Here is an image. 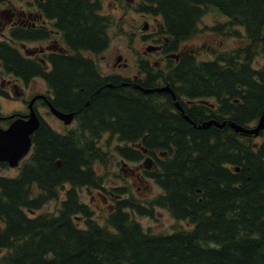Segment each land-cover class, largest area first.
Listing matches in <instances>:
<instances>
[{
	"label": "trees",
	"instance_id": "16d2710c",
	"mask_svg": "<svg viewBox=\"0 0 264 264\" xmlns=\"http://www.w3.org/2000/svg\"><path fill=\"white\" fill-rule=\"evenodd\" d=\"M54 1L68 51L49 55L52 69L14 45L45 36L33 30L10 28L0 39V61L6 73L24 81L41 77L54 93L53 105L72 112L78 125L59 134L41 123L18 174L0 175V264H264V139L252 143L228 126H193L166 92L145 94L116 79L113 89L105 88L107 80L86 53L107 46L109 16H97L91 0ZM127 6L160 17L165 52L199 33L208 11L227 19L210 30L241 36L236 28L242 27L245 44L215 48L209 59L185 53L165 72L141 62L148 77L138 83L152 88L163 77L177 96L215 98L212 111L180 102L196 125L209 119L245 125L264 116V0H137ZM257 57L262 62L254 66ZM113 137L121 142L113 148L120 157L154 158L156 169L142 172L161 192L141 200L125 187L108 190L103 195L113 204L101 224L79 189L103 188L95 165H106L109 153L101 145ZM0 167L8 165L0 161ZM51 200L59 202L55 213H36ZM156 208L188 227L152 233L134 218L153 216Z\"/></svg>",
	"mask_w": 264,
	"mask_h": 264
},
{
	"label": "rangeland",
	"instance_id": "374dc122",
	"mask_svg": "<svg viewBox=\"0 0 264 264\" xmlns=\"http://www.w3.org/2000/svg\"><path fill=\"white\" fill-rule=\"evenodd\" d=\"M10 1V4H6ZM103 6V13H109L113 10V13L110 15L113 17V25L110 28L109 34L113 35V39L109 44L110 48L105 50L100 55H96L93 58L96 59L98 64H101L103 70H109L110 68L106 66L104 59L101 57L108 56L107 52L113 48V71H117L123 73V75H134L137 71V68L133 62L131 64H127L124 67L123 58L120 61H114L116 53L118 51L122 52L123 56H130L128 49L125 48L127 46L126 43L129 40L137 39L138 44L136 47H140L146 45V43L142 42L138 36L142 34H149L152 32L154 21V16L142 14L139 12H135L133 10H129L127 6L128 2H134L137 0H101ZM24 3L22 0H3L1 1L0 8L3 7L6 9L7 7L12 8V10H17L19 8H24L21 5ZM7 10V9H6ZM9 19L4 18L3 22L8 23ZM227 19L224 16L214 12L208 11L199 22V29L201 30L199 33L191 37L189 41L186 43L189 44L190 48L193 51L197 52V58L200 60H206L213 56V52L215 48L220 50H229L233 49L239 45H243L246 43V39L244 37V30L242 27H237L236 30L241 36H231L226 34L227 30L222 28L220 31L210 30L209 27L215 26L216 24H223ZM148 23V24H147ZM7 27V26H5ZM145 27L146 29H144ZM220 29V25H218ZM129 34L130 36H125ZM6 31H0V39H6ZM40 43L37 42H25V43H17L14 45L18 47L20 50H32L34 47H38ZM131 44V43H130ZM107 58V57H106ZM262 62L260 57H257L254 60V66L259 65ZM4 84L7 92L10 93L11 98L5 99L0 97V114L5 117L14 108H20L21 104L19 103V99H28L30 95L34 92L44 91L45 83L38 79L36 82H33V87L29 89L23 88V83L20 81H16L12 76L8 74H3L0 79ZM10 83L16 82L22 88L23 93H14L11 91ZM35 83V84H34ZM22 108V107H21ZM14 111V110H13ZM16 111H18L16 109ZM50 121V119H49ZM51 125H54L55 128H59L58 125L54 124L53 121H50ZM0 125L4 126V122L2 121ZM107 138V135H104V139ZM261 137L252 138V143L259 142ZM101 144V143H100ZM119 142L116 138H112L109 142V145H101L104 150L109 153L108 161L105 166L102 164H96L95 169L99 175H104L102 181V187L96 188H87L82 187L79 189V198L82 202L89 205V207L93 210V217L99 222L104 223L105 217L109 212V206L112 201L104 202V200L99 192L104 194L109 192L108 190L114 187H125L126 191L131 190L133 196L137 199H147L150 197H154L158 193H160L161 189L154 182L149 180L147 177L143 175L142 172V160L140 161H128L122 157H120L116 151L113 150L115 145H119ZM27 157V156H26ZM19 172V166L16 167H0V175L6 176H14ZM103 189V190H102ZM128 192V191H127ZM62 194L60 195V197ZM59 206L58 200H51L44 204L36 213L41 212H51L55 213L57 207ZM134 218L142 225L143 228L148 229L152 233H169L172 229L176 227L186 228L188 227V223L186 221H178L171 217L167 210L162 208H156L154 210L153 216H137ZM77 221L80 226H83V219L77 218ZM2 254V250H0V255Z\"/></svg>",
	"mask_w": 264,
	"mask_h": 264
},
{
	"label": "flooded vegetation",
	"instance_id": "af4514ba",
	"mask_svg": "<svg viewBox=\"0 0 264 264\" xmlns=\"http://www.w3.org/2000/svg\"><path fill=\"white\" fill-rule=\"evenodd\" d=\"M1 1L3 0H0V4H1ZM22 1H24V3H21V5L24 6V8L22 7L15 11L9 7L6 8L7 10L4 7L2 9L0 8V31H2V28H3V30L6 31L7 37H8V31L10 28H18L22 30H33L37 33H43L45 36L42 38L17 42L21 44L25 42L40 43L37 48L34 47L32 50H20L18 47L16 46L15 47L22 56L38 64H42L46 71H50L52 69L53 63L49 60V55L65 54L68 51V47L64 41L65 31L62 29L64 22L61 16L58 14V12H56V9L54 8L56 1L54 2L53 0H48L49 2L47 0H38V1L37 0H22ZM91 1L98 8L95 13L97 14V16L104 14V15L109 16L110 18L109 24L106 28V33L109 37V42L107 46L105 47V49L95 55L90 54L88 52L86 53L88 56L92 57L95 64H97L100 77L107 80L106 83H104L105 88L113 89V80L116 79L120 84H122V86L132 85L133 87L140 89L139 87H137V85H139L138 82L139 81L143 82L148 77V74H146V72H141V70L138 67L139 64H141V62H144V61H146L151 66H156V67L163 69V72H165L167 70H164V68L168 66V64H177L179 59L182 56L186 55L185 53L195 54V59L197 61L200 60L197 58V52L193 51V49L190 48L189 44L186 43V41L180 44L177 50L165 52V45H166L167 38L164 34L159 33L160 30L157 25L160 23V20H161L160 17L158 18L157 16H154L153 19L155 23L152 25L153 26L152 32L149 34H142L138 36V38L142 42L146 43V45L140 46L138 48L136 47V45L138 44L137 39L129 40V42L126 43L127 46H125V48L128 49L130 56H123L122 52L118 51L116 53L117 55L114 58V61H120L122 60L121 58H123L124 67H126L127 64H131V62H133V64H135L137 68L136 73L134 75L128 76L125 74L123 75V73L113 71V48L109 50V52H107L108 56L103 55L101 57L102 59H104L106 66L110 68L109 70H103L101 64H98L96 59L93 57L96 55H100L105 50L110 48L109 44L111 43V40L113 39V35L109 34L110 32L109 30L111 26L113 25V17L110 15V13H113V10H111V12H109L108 14L103 13L102 12L103 10L102 1L101 0H91ZM10 3L11 2L8 1L6 4H10ZM44 3L46 5L48 14L45 11ZM4 18L9 19L8 23L5 24L3 22ZM170 59H173V61H170ZM1 64L2 62L0 61V79L2 78L3 74L4 75L8 74L12 76L16 81L22 82L23 88L25 89H29L30 87H33L34 86L33 82H36V79L37 81L38 79H40L45 83V81L41 77H33L28 81H24L20 77H16L10 73H6L3 70ZM126 79L128 80L126 81ZM8 84L11 87L12 92L23 93L22 88L19 86L18 83L16 82L10 83L9 81ZM156 85L158 86H154L152 88L162 87L164 85H167L172 89V87L167 82L164 81L163 77L159 78ZM147 88H151V87H147ZM172 91H173L174 97L167 91H164V92L169 94V96L172 99L173 106L179 111L180 115L183 118H184V109H183L182 104H186L187 106L191 107L192 104L194 103H203L208 106L210 111L216 108V102L214 100L215 98L214 99L207 98V99L191 100L183 96H177L173 89ZM149 93H153V92H148L145 94H149ZM156 93H161V92H156ZM0 97L5 98V99L11 98L10 93L7 92L1 80H0ZM176 100H178L179 103L180 102L182 103V104L180 103L181 105L180 108L182 109V111L177 107V105H175ZM53 101H54V93L47 87V84H46L44 91L34 92L30 95L28 99H25V98L19 99V103L21 104L22 108L21 107L14 108L8 112L9 114L7 116L0 117V123L3 121L4 122L3 127H6L11 122V119L6 118V117L12 114H16L20 116L27 115V113L30 110L29 104L31 102V109L36 113L38 120H39L38 127L35 129V131L39 128L41 123L49 126L52 130H54L55 132L59 134H64L70 129L77 128V125H78L77 118L75 117L74 114H73V118L71 122L65 123V120L57 117L55 114L51 112L49 103L56 110L62 113H68L67 111H62L58 109L57 107H55L53 105ZM16 109L18 111H16ZM49 119L50 121H53L54 124L58 125L59 128H55L54 125H51ZM222 121H225V120H222ZM255 124H256V121L253 120V121L246 123L245 125L253 127ZM224 126H228V124L226 123ZM34 132L32 134H34ZM257 137L259 138L261 137L262 139L264 137V132H260ZM155 157L159 158L160 156L157 155ZM151 158L153 159V162L150 164V167H152L151 169L153 170V169H156V162L153 157ZM63 188L65 189L64 186L62 187V189ZM103 199H104V202H108L111 200V197L109 198L103 197ZM109 208H111V205L109 206Z\"/></svg>",
	"mask_w": 264,
	"mask_h": 264
},
{
	"label": "water",
	"instance_id": "95a60500",
	"mask_svg": "<svg viewBox=\"0 0 264 264\" xmlns=\"http://www.w3.org/2000/svg\"><path fill=\"white\" fill-rule=\"evenodd\" d=\"M144 28V27H143ZM144 92H163L167 91L173 97V91L169 86L163 87H155V88H143L138 86ZM177 107L182 111V109L176 104ZM30 110L27 115H23V117L15 118L9 125L5 128L0 126V161H5L10 167H14L18 164L19 160L25 156L30 147H31V134L38 127L39 120L36 113L31 109V102L29 104ZM50 110L57 117L65 120V123H69L73 117V113H62L56 110L49 103ZM12 117V116H10ZM184 118H186L193 126L198 128L209 127L210 125H215L217 127H222L226 124V121L218 122L215 119H210L200 125H196L194 121L189 119V117L184 114ZM228 126L233 128L236 132H240L242 134H254L257 135L260 130L264 128V116H260L258 119L257 125L255 127H246L240 124L231 121L228 123ZM145 152V150H144ZM151 158L146 157L143 161V166L145 168H149L151 163ZM60 164L58 160L56 162ZM235 171L238 170V167H235Z\"/></svg>",
	"mask_w": 264,
	"mask_h": 264
},
{
	"label": "bare ground",
	"instance_id": "6f19581e",
	"mask_svg": "<svg viewBox=\"0 0 264 264\" xmlns=\"http://www.w3.org/2000/svg\"><path fill=\"white\" fill-rule=\"evenodd\" d=\"M179 106V105H178Z\"/></svg>",
	"mask_w": 264,
	"mask_h": 264
}]
</instances>
